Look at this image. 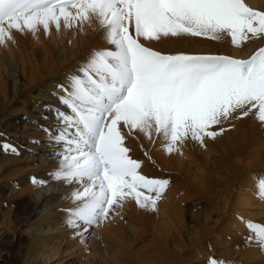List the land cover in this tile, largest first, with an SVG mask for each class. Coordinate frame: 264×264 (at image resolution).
Listing matches in <instances>:
<instances>
[{
    "label": "snow or ice",
    "instance_id": "obj_1",
    "mask_svg": "<svg viewBox=\"0 0 264 264\" xmlns=\"http://www.w3.org/2000/svg\"><path fill=\"white\" fill-rule=\"evenodd\" d=\"M95 18L112 47L94 51L68 86L57 85V110L62 130L53 139L60 146L58 168L50 175L78 184L68 210V227L83 236L103 224L110 213L131 199L141 209L155 211L169 181L148 178L141 163L129 156L121 125L151 138L153 129L166 141L165 151H177L185 140L203 144L222 134L211 130L237 111L256 110L264 123V47L249 59L213 55H165L144 46L162 37L188 35L231 38L241 47L264 37V12L244 0H0V46L12 31L33 35L42 27L60 30L91 23ZM130 29H134V34ZM3 149L19 155L4 144ZM34 184L43 181L33 178ZM256 196L264 201V178ZM249 242L264 248V225L246 222ZM209 264H227L210 259Z\"/></svg>",
    "mask_w": 264,
    "mask_h": 264
},
{
    "label": "bare ground",
    "instance_id": "obj_2",
    "mask_svg": "<svg viewBox=\"0 0 264 264\" xmlns=\"http://www.w3.org/2000/svg\"><path fill=\"white\" fill-rule=\"evenodd\" d=\"M41 30H43L42 27L37 32ZM132 32L134 34V29ZM12 36V40H7L4 45L0 46V137L16 144L21 149L18 151L17 159L26 169L27 177L23 176L20 180L27 187V208H29L28 217L21 223L27 226L28 222L33 220L29 235L23 239L26 245L40 243L38 246L43 247L42 254L33 264H62L63 260L60 261L58 255L67 251L81 250L88 235L94 239L96 244L92 254L101 258L103 264H147L150 260L151 264H186L184 258L192 242L206 241L209 237L219 238L222 242L225 237L221 235L222 232L228 234L229 237L235 236L224 227L227 215L216 225H212L209 218L201 219L199 214L194 212L200 208V203L193 204L192 208L184 212L174 201L169 202L167 197L159 203L155 211L140 207L139 209L126 207L122 210L121 217L112 222L115 224L110 223L95 233H90L89 229L81 236L77 229L68 227L66 223L68 210L76 208L79 203L74 202L71 197L79 185L55 180L50 175L58 168L57 157L60 155L58 151L60 146L53 139L54 135L62 130L56 112L57 110L68 111L60 103L59 97L53 93L58 92L57 85L68 86V78L79 70L94 51L109 49L112 46L106 42L104 30L95 18L91 23H84L71 29H65L63 23L59 31L54 26H50L46 34L49 38L42 35L34 38L27 31L21 34L15 30L12 31ZM226 37L227 35H224L222 40ZM140 42L161 54L173 55L176 51L170 48H160L155 41L140 38ZM262 44L263 41H260L251 47L246 46L247 49L239 52L223 47L219 53L216 50L191 53L193 46L182 44L177 48L187 55H225L246 58L249 52H254L253 50L258 46L261 48ZM20 111L25 114L20 120H16L15 117ZM251 112L256 116L255 109ZM20 124L24 125L21 132ZM230 124L231 122L228 125ZM260 125L261 122H258L254 127L257 129ZM133 131V135L123 133L125 140L131 142L125 143V146L130 150L129 156L141 163L139 171L143 175L155 178L162 175L161 170L173 173L181 171V165L187 159L183 163L172 165L171 156L165 151V147L161 148L158 153L150 152L152 145H163L166 142L162 135L156 139V143H151L154 131L151 133V138L143 132L139 133V130ZM214 131L220 132L221 128L214 129ZM235 132L230 138V143H217L218 147L215 151L224 159L232 160L235 172H242L245 165L240 164L242 160L233 159V157L243 159L249 147L254 146L255 143H250L252 136L244 142ZM141 140L143 143H138ZM219 140L224 141L223 138ZM260 149L264 151V148ZM205 154L202 153L199 156H208ZM250 167L254 168L253 165ZM33 178L43 181V185L34 184ZM26 180L28 184H25ZM184 182L185 177L181 176V180L173 183L172 190H177V186L178 189H183ZM192 191L198 194L193 195L194 198L199 199L203 195V189L200 190L198 187H193ZM189 192H184V194ZM251 193L254 195L252 191ZM211 200L214 207L215 190L212 192ZM258 201L259 199L255 197L254 202ZM126 202L135 203L131 199ZM138 214L143 219L140 226L149 229L145 231H150L149 235L152 239L147 242L149 251L147 250L146 253L136 251L135 247H133L134 250L132 249V244L136 240L133 236L134 231L122 224L124 217L139 224L135 219L138 218ZM204 216L208 215L204 214ZM259 223L264 224V219H261ZM3 228L4 222L0 221V253L6 254L0 257V261L10 264V254L7 252L11 251L12 244L19 242L21 237L14 241L7 236V233L5 234ZM192 228H197V231L191 232ZM182 234L186 236L185 239L182 238ZM214 244L211 245L212 252L214 249L223 250V244L216 242ZM114 247L117 249L115 251L117 255L114 254V250H111ZM195 251L196 253L202 252L196 249ZM252 254H247L248 259L252 257ZM164 256H167L166 259ZM233 257L235 256L229 253L221 255L227 264L235 262Z\"/></svg>",
    "mask_w": 264,
    "mask_h": 264
},
{
    "label": "rangeland",
    "instance_id": "obj_3",
    "mask_svg": "<svg viewBox=\"0 0 264 264\" xmlns=\"http://www.w3.org/2000/svg\"><path fill=\"white\" fill-rule=\"evenodd\" d=\"M244 2L247 4V6L253 8L254 10L264 12V0H244ZM130 31H132V29H130ZM29 34L30 36H34V38H36L38 35L49 38L46 36L43 30L36 32L35 35L31 33ZM56 34L58 33L56 32ZM227 37L225 40H213L205 37L181 35L176 37H162L160 40L155 41V43L160 48H170L173 49L172 51L175 49L176 51L173 55L183 54L180 52V49L177 48L178 45L181 44L193 46L191 53H198L204 50H216L219 53V50L223 47H227L239 52L247 49L246 46L251 47L260 41H263L261 47H264V37L252 38L246 43L242 44L241 47L233 46L231 43V38L228 37L227 39ZM191 41H195V43L192 42L191 44ZM259 48L260 46L256 47L253 50L254 52L249 53L253 55ZM250 54L249 57L246 55V58H238V56L227 57L247 60L252 56ZM251 113L252 112H249L247 116L238 118L241 117V112L237 111L229 120L224 121L221 125L213 126L211 129L213 131L214 129H225L222 131V134L216 136L215 139L207 137L204 138L203 144L192 141L191 139L185 140L182 144L178 143L177 151H174L173 154H170V160H172V165H177V163H183V161L187 159V161L181 165V171H176V173H173L161 170L160 174L162 175L155 177V179H165L169 181L168 187L164 191L162 198L158 201L157 206L166 197L169 198V202L172 203L174 201L176 204H178V207L184 212L192 208L193 204L200 203V208L197 211H193L197 212L201 219L209 218L211 220V224L216 225V223H218L222 218H224V216L227 215L225 218L226 225L224 227L235 235L234 237H229L228 234L222 232L221 235L225 236L224 241L222 242H220L219 238L210 237L206 239V241L192 242L189 250H187L188 254H186V257L184 258L186 264H209L210 259L215 258L217 260H221V255H227L228 253L232 256H235L233 257L235 262L231 264H264V248L259 247L256 243L248 241L247 238L249 237L250 232L245 226L246 222L251 221L254 223H259L261 219H264V201L259 199L258 202H254V198H257V181L261 178H264V151H262L263 149H260L264 148V123H261V125L256 129L254 126L259 121L256 119V116ZM24 114L25 112H18L15 119L20 120ZM230 122L231 124L228 125ZM23 127L24 125L20 124V132L23 131ZM121 131L122 133L128 135L134 134V131L129 133L128 129L124 128L122 125ZM153 131V139L151 143H156V139L160 135H157L155 130ZM234 132L238 137H241V140H244V142H247V140L250 139L249 137L252 136L253 139L250 143H255L254 146L251 145L249 147L248 152L243 159L240 157H233V159L235 158L237 160H242V163L240 164L245 165V169L242 172H235V166L232 160L229 161L224 159L215 151V149L218 147L217 143H230V138ZM220 138H223L224 141H220ZM131 139L134 140L133 137H131ZM125 143L131 142L125 140ZM138 143L143 142L141 140ZM165 143L166 142H164V144ZM4 144L15 147L17 151L21 149L16 144L0 137V221L4 222L3 231L5 234L7 233L8 237L14 241L21 237L19 242L12 244L13 248L7 253L10 254V264H33L34 261L39 259L40 255L42 254L43 247L38 246L40 243H37L38 245H26L23 239L29 235L30 230L32 229L31 222L33 221H29L27 226H24L21 223L29 215V208H27V187H25L23 185V181L20 180V178L23 176L27 177L26 169L23 164L19 163L17 159L18 155L12 154L10 151H5L3 149L2 146ZM164 144L152 145L150 152L152 154L158 153L161 148L166 147V144ZM130 146L131 145H129V147ZM202 153H206L205 155L208 156H199ZM206 161L207 164H205ZM252 165L254 168L250 167ZM198 167L200 170L199 173ZM181 176L185 177V185L183 187L184 191L182 188L178 189V186L177 190H172L174 185L173 183L176 180H181ZM27 180L25 181V184H28L26 183ZM193 187H198L200 190L203 189V195L201 198H194L198 194L192 191ZM214 190L216 191V200L213 207L211 197ZM251 191L254 195H252ZM184 192H189L190 194L186 193L185 195ZM182 194L184 195L183 198ZM204 198L206 199L204 200ZM126 207L129 209H139L136 203L125 202L122 208L110 213L109 219L103 224L91 227L90 233H95L101 228H105L113 221H116L119 217H121L122 210ZM204 214H207L208 216H204ZM138 215V218L135 219L139 224L131 222L127 217L122 219V224L123 226L125 225L126 228H131L130 230L134 231L133 236H135L134 238L136 240L132 244V249L134 250L133 247H135L136 251L146 253L148 250L147 242L152 239L149 235L150 231H147L149 229L140 226V222L143 219L140 214ZM145 229L147 230L145 231ZM195 231H197V228L191 229V232ZM89 236L90 235H88V237L85 239L83 248L81 250L67 251L58 255L59 260H63L62 264H103L101 258L92 254V250L96 244L94 239ZM181 236L183 239L186 237L183 234ZM215 242L223 244V250L214 249V252H212L211 245H215ZM195 249L201 250L202 252L196 253ZM111 250H114V254L117 255L115 252L117 249L115 247L113 249L111 248ZM1 253L0 257L6 255L3 254V252ZM249 253H254L250 259L247 257V254ZM166 257L167 256H164V259H166ZM155 259L157 260L156 257ZM151 262L152 261L150 260L147 264H151ZM0 264L7 263L6 261H0Z\"/></svg>",
    "mask_w": 264,
    "mask_h": 264
}]
</instances>
